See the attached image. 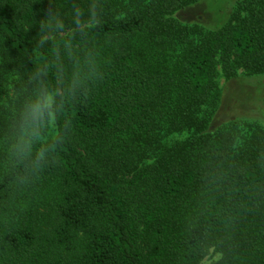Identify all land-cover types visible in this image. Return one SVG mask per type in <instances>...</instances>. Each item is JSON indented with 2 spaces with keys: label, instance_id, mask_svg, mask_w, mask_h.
<instances>
[{
  "label": "trees",
  "instance_id": "trees-1",
  "mask_svg": "<svg viewBox=\"0 0 264 264\" xmlns=\"http://www.w3.org/2000/svg\"><path fill=\"white\" fill-rule=\"evenodd\" d=\"M73 2L0 0L14 97L54 59L40 22ZM192 2L101 0L99 23L76 38L97 49L96 75L64 106L44 158L0 176V264H200L212 249L218 264H264V131L237 142L200 118L219 60L230 76L264 72V0L198 41L173 18ZM161 127L195 134L142 165Z\"/></svg>",
  "mask_w": 264,
  "mask_h": 264
},
{
  "label": "clouds",
  "instance_id": "clouds-1",
  "mask_svg": "<svg viewBox=\"0 0 264 264\" xmlns=\"http://www.w3.org/2000/svg\"><path fill=\"white\" fill-rule=\"evenodd\" d=\"M101 0H74L71 9L51 12L40 22V45L51 44L52 61L29 77L31 88L13 98L8 132L0 137V150L17 163L42 160L44 136L56 125L64 106L86 90L100 66L99 53L77 36H88L99 23ZM67 62V63H66ZM54 79L48 80V73ZM23 96L22 99L19 96ZM41 145L37 148V145ZM35 153V156H33Z\"/></svg>",
  "mask_w": 264,
  "mask_h": 264
},
{
  "label": "rangeland",
  "instance_id": "rangeland-1",
  "mask_svg": "<svg viewBox=\"0 0 264 264\" xmlns=\"http://www.w3.org/2000/svg\"><path fill=\"white\" fill-rule=\"evenodd\" d=\"M245 1L193 0L188 7L178 10L173 18L189 30L190 38L198 41L223 25L234 24L239 15L246 14L242 6ZM15 80L14 76L0 72V106L2 107L0 118H5L7 125V129L0 137L8 132ZM216 86L209 103L200 109V118L207 122L205 133L215 134L220 130L231 132L238 137L236 141L240 142L254 133L264 131V72L257 73L236 67L230 76L219 60ZM55 129L56 126L49 128L44 140L53 135ZM194 132V130L170 132L161 127L156 132L158 140L154 151L142 165L153 163L169 148L190 139ZM13 160L6 152L0 150V176ZM221 259L222 254L212 249L200 264H218Z\"/></svg>",
  "mask_w": 264,
  "mask_h": 264
}]
</instances>
